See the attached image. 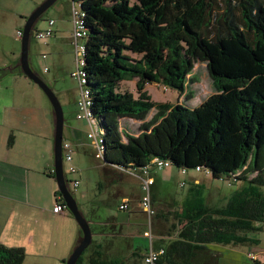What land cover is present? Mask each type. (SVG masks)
<instances>
[{"label": "trees", "instance_id": "obj_1", "mask_svg": "<svg viewBox=\"0 0 264 264\" xmlns=\"http://www.w3.org/2000/svg\"><path fill=\"white\" fill-rule=\"evenodd\" d=\"M71 1L83 13L84 86L102 139L104 177L110 168L136 178L133 173L148 168L152 175L160 159L235 186L216 204L208 201L207 184L191 176L182 199L153 190V219L165 224L154 237L165 252L154 264H220L211 245L257 242L252 235L264 229V0ZM197 63H206L215 87L198 106L152 98V83L183 95ZM15 69L23 74L19 65ZM133 80L134 90L122 88ZM193 97L189 91L187 98ZM56 194V202L64 200ZM129 210L130 204L123 211ZM88 219L98 237L77 264H149L147 246L135 244L112 218ZM116 239L122 248L115 252ZM24 259L23 247L0 242V264ZM254 264L264 261L255 257Z\"/></svg>", "mask_w": 264, "mask_h": 264}, {"label": "rangeland", "instance_id": "obj_2", "mask_svg": "<svg viewBox=\"0 0 264 264\" xmlns=\"http://www.w3.org/2000/svg\"><path fill=\"white\" fill-rule=\"evenodd\" d=\"M43 1L0 0V64L10 63L12 60L18 63L21 37L17 35V31L23 30L26 18ZM71 7V0H58L42 15L35 24L36 31L33 40L31 37L29 50L32 67L62 101L65 116L64 139L73 142V161L64 160L65 176L68 181L77 178L80 180L79 187L72 188V191L87 218L94 223L103 222L107 218H112L110 221L117 220L123 227L122 233L135 234L133 239L136 244L145 247L148 245V239L144 236L147 220L141 204L138 179L132 175L121 176L120 171L112 168L105 170L106 179L101 161L94 156L96 146L93 139L87 136L90 127L86 121L76 117L77 103L75 106L74 101L81 98V88L79 81L71 75L77 64L71 40ZM50 19L55 20V24L51 26L54 34L45 38L37 37L38 31L50 27ZM192 73L195 79L189 82V88L183 95L157 83L147 84V90L156 101H180L189 107L198 106L215 91V87L206 63H197ZM15 77V102L17 105H27V108L19 110L14 121L16 126L9 127L8 134H14L13 142L9 144L10 136L0 135V174L4 177L0 180V237L7 245L24 248L23 264H66L80 227L69 210L65 215L57 216L53 213L54 193L58 190V184L55 175L48 177L51 162L54 169V131L50 122L52 105L34 81L21 73ZM122 88L134 90L135 80L123 82ZM189 91H194L191 99L187 98ZM136 127L137 125L130 123L131 129ZM0 129L2 133L6 132L3 126ZM74 129L84 132L83 143L78 146L73 136ZM70 164L77 168V172L70 173ZM153 171L157 186L165 193V197L167 194L182 199L190 176H196L199 181L207 184L210 203H219L223 199V193H229L235 187L229 181L212 177L205 170L190 169L183 173L176 167H161L154 168ZM16 177L19 181H14ZM114 178L116 182H113ZM100 182H106L104 187L100 186ZM183 182H186L185 186L181 185ZM116 184H122L125 188L121 189ZM153 185L152 191L155 190ZM26 186L29 189L34 186V193L30 191L28 199L25 196ZM11 190L17 193L15 197L10 196ZM19 191L23 194L22 199L19 198L22 195H19ZM121 197L128 198L130 206L135 207L134 213L119 210ZM160 197L162 199L164 196L159 194ZM32 199L37 201L33 202ZM162 205L166 210L169 209L168 203ZM163 221L156 222L153 219L154 237L159 234L157 228L161 230L165 227ZM171 221L173 218L169 216V224ZM255 234L260 237L257 242L220 245L217 251L220 264H254L255 257L264 261V229ZM93 237L97 239L98 235ZM117 241L114 240L111 245L112 251L122 248ZM128 251L123 253L128 254Z\"/></svg>", "mask_w": 264, "mask_h": 264}, {"label": "built area", "instance_id": "obj_3", "mask_svg": "<svg viewBox=\"0 0 264 264\" xmlns=\"http://www.w3.org/2000/svg\"><path fill=\"white\" fill-rule=\"evenodd\" d=\"M71 20L73 23V29L71 33L72 44L74 45L75 53H76V69L71 72L72 77L77 79L80 83L81 88V98L77 99V113L76 117L80 120H84L90 127V131L88 132V138L93 139L94 145L96 146L95 157L97 159L103 158V146L102 139L99 137L96 131L95 120L92 115L91 105L92 101L90 98L89 91L85 88L84 84L86 83L85 73L83 70L84 59L83 54L85 52V37H86V29L84 28L83 22V13L80 11L77 5L72 4L71 7ZM55 24L54 19L49 20L50 27L46 29H42L37 32V37L45 38L54 34V30L52 27ZM17 35L22 37L23 30L19 29L17 31ZM166 87V86H165ZM167 89V87H166ZM63 149V158L65 161H73V142L69 140H63L62 144ZM158 168L169 166L168 161H163L160 159H155ZM70 173L77 172V168L70 164L69 166ZM139 179L141 183L142 189V197L141 204L144 209V213L146 216V229L144 230V236L148 239L147 249L144 253L145 262L149 264H154L155 261L165 252V249L160 247L157 248L154 246V235H153V216L156 213L152 202V185L155 182L154 176L150 174L148 168H144L143 171L139 174L133 173ZM67 180V178H66ZM70 188H77L80 185V180L74 179L72 181L67 180ZM66 204L64 200L57 201L54 206V212L63 213L65 211ZM119 208L122 210H126L129 208V202L127 199L123 200L119 204Z\"/></svg>", "mask_w": 264, "mask_h": 264}, {"label": "water", "instance_id": "obj_4", "mask_svg": "<svg viewBox=\"0 0 264 264\" xmlns=\"http://www.w3.org/2000/svg\"><path fill=\"white\" fill-rule=\"evenodd\" d=\"M58 0H44L39 4L31 14L26 18L25 24L23 26V35L21 37V54L19 59V66L22 73L34 81L40 88L44 91L48 97L55 117V131H54V173L55 179L58 184V190L64 199L66 204L65 213L67 210L75 217L81 234L74 246L72 252L70 253L66 264H77L79 257L82 255L84 250L92 243L93 232L91 229L89 219L84 215L79 207L76 198L73 195V191L67 183L65 172H64V158L62 144L64 140V124L65 116L63 105L61 100L55 93V91L49 86V84L40 76V74L34 70L31 65L29 58V50L31 44V37L35 27V24L42 17V15L52 7Z\"/></svg>", "mask_w": 264, "mask_h": 264}, {"label": "crops", "instance_id": "obj_5", "mask_svg": "<svg viewBox=\"0 0 264 264\" xmlns=\"http://www.w3.org/2000/svg\"><path fill=\"white\" fill-rule=\"evenodd\" d=\"M57 40L59 41V38L58 37H57ZM18 64H19V61L17 63L16 60H12L10 63L0 64V69L1 68H4L6 70V74H4V75H2L0 77V126L5 127V131L6 132L5 133H2V130L0 129V135L3 134V135H6V136H10V134H8L9 127L10 126H16V123L14 121H16V118L15 117L17 116L19 110H21V109L23 110V109L27 108V107H25L27 105H25V106H23V105H17V103L15 102V87H14V83H15V79H16L15 75L18 74V72L16 71L15 68L18 66ZM74 102H75V106H76V99H75ZM61 103H62V101H61ZM76 113H77V107H76ZM131 121H133V120H131ZM50 122H51L53 131H55V125H54L55 124V117H54L53 108H52V115H51V118H50ZM73 136H74L75 144L77 146L79 144H82L83 143V138H84V132L83 131L78 130V129H74L73 130ZM53 157H54V151H53ZM48 169H49V171L53 169L52 162H51V165L48 166ZM119 175L126 176L125 173L123 174L121 172H119ZM48 177L52 178V176L49 175V173H48ZM154 177H155V184H154L153 188L155 190L156 189L158 190L160 188L157 186V180H156L157 178H156L155 175H154ZM191 177H193V179H195L197 182H199V180L197 179L196 176H191ZM3 178H4L3 175L0 174V180L3 179ZM14 181H19V179L16 177L14 179ZM113 182H116V178L113 179ZM115 186H117V187L119 186L121 189L122 188H125V186L124 185L122 186V184H116ZM33 187L34 186H32L31 189H29L28 186L25 187V196H26L27 199L29 198V192L30 191H32L34 193V190H33L34 188ZM18 193H19V195L22 194L21 191H19ZM3 194H4V192H3ZM5 195L6 196H9L10 194H5ZM16 195H17V193H15L14 191H12V194L10 196L15 197ZM56 195L57 194L55 192L54 193V199H55L54 203L56 202ZM19 198L22 199L23 198V194L20 195ZM125 199H128V198L127 197H124V198L121 197V200L118 203V205L123 200H125ZM32 200H33V202H36L37 201L36 199H32ZM28 201L30 202V200H28ZM129 204H130V201H129ZM136 206H138V205H136ZM134 209H135V207L130 206L129 212L134 213L135 212ZM53 213H54V215H57V216H59V215H65V213H56L54 211H53ZM111 222H114V224H116V226L118 224H120L117 220H114V221H111ZM126 235L132 236V237H135L136 236L135 234H133L131 232L126 233ZM79 236H80V230L78 231V237L76 238V240L72 244V247H71L72 249H71L70 253L72 252L74 246L76 245ZM252 238L256 239V241H259L260 240V237L257 236V234H253L252 235ZM0 242L4 243L1 240V237H0ZM134 242H135V240H134ZM135 244H136V242H135ZM145 246H147V244ZM219 246L220 245H211V247H210L211 248V251L217 252L219 250V248H220Z\"/></svg>", "mask_w": 264, "mask_h": 264}, {"label": "flooded vegetation", "instance_id": "obj_6", "mask_svg": "<svg viewBox=\"0 0 264 264\" xmlns=\"http://www.w3.org/2000/svg\"><path fill=\"white\" fill-rule=\"evenodd\" d=\"M52 171L54 172V170L52 169ZM54 175H55V173H54Z\"/></svg>", "mask_w": 264, "mask_h": 264}]
</instances>
